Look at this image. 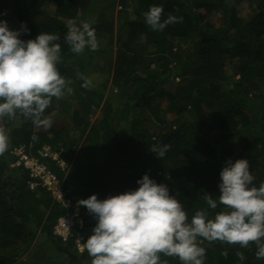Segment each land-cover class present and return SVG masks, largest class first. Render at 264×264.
<instances>
[{
  "label": "trees",
  "instance_id": "trees-1",
  "mask_svg": "<svg viewBox=\"0 0 264 264\" xmlns=\"http://www.w3.org/2000/svg\"><path fill=\"white\" fill-rule=\"evenodd\" d=\"M245 2L253 10L248 19L238 11ZM152 5H163L162 18L171 13L183 20L152 30L143 15ZM0 19L14 29L25 21L31 30L22 33L25 40L42 31L60 36L57 67L72 88L46 108L49 128L19 110L0 117L6 145L0 152V264L92 260L79 244L96 219L83 206V228L74 227L66 240L56 235L64 209L39 177L17 165L19 152L64 181L71 199L135 189L148 173L168 186L189 219L198 209L213 218L225 208H208L204 195L218 198L220 170L234 150L237 159L249 160L253 183L264 182V0H0ZM85 20L100 46L75 53L63 35ZM78 72L93 81L90 88L81 86ZM154 99L166 101L171 119L159 115ZM165 143L170 148L161 159L150 146ZM46 151L59 160L43 156ZM198 243L206 250L203 264H264L252 241L241 246L198 237ZM159 256L158 264H182Z\"/></svg>",
  "mask_w": 264,
  "mask_h": 264
},
{
  "label": "clouds",
  "instance_id": "clouds-1",
  "mask_svg": "<svg viewBox=\"0 0 264 264\" xmlns=\"http://www.w3.org/2000/svg\"><path fill=\"white\" fill-rule=\"evenodd\" d=\"M163 11V5H152L144 12L145 23L152 30L163 31L167 25L183 20L171 13L162 18ZM30 31L25 21L14 29L6 19H0V117H14L19 110L35 125L49 128L52 121L44 116L46 108L53 97L60 98L72 88L57 67L61 58V44L57 41L61 37L42 31L35 38L23 39L22 33ZM63 40L75 53L100 46L96 29L87 20L70 24ZM77 76L82 87L93 85L83 73L78 72ZM5 147L0 135V152ZM169 148L167 143L150 146L161 159ZM253 181L248 159L229 158L220 170L218 198L204 195L208 208L218 209L221 205L225 208L213 218H209L206 209H198L190 219L168 186L157 183L148 173L137 179V188L104 199H99L97 193L80 200L71 199L62 186L65 194L60 201L49 191L54 202L64 209L54 225V233L58 235L55 227L67 213L65 203L78 202L81 212L74 227L83 228L85 224L83 206L97 221L92 234L83 245L79 244L80 251L84 246L92 257L91 264H158L159 253L176 256L182 264H203L206 250L199 245L198 237L241 246L252 241L257 246L256 257L264 258V182L256 186ZM60 183L63 185L64 181Z\"/></svg>",
  "mask_w": 264,
  "mask_h": 264
},
{
  "label": "built area",
  "instance_id": "built-area-1",
  "mask_svg": "<svg viewBox=\"0 0 264 264\" xmlns=\"http://www.w3.org/2000/svg\"><path fill=\"white\" fill-rule=\"evenodd\" d=\"M18 155L19 161L17 165L23 164L25 168L30 169L35 177H39L43 181V187H45L48 191H51L53 196L60 201L65 193L59 178L49 172L46 166L39 164V162L35 159L29 158L23 154V152H19ZM48 155L52 156L55 160L58 159V154H50L47 151L43 154V156ZM61 165L65 166L63 162ZM65 207L67 208V213L59 220V223L55 227V232L66 240L68 239L70 231L74 227L75 223L79 221L81 208L78 202H66Z\"/></svg>",
  "mask_w": 264,
  "mask_h": 264
},
{
  "label": "rangeland",
  "instance_id": "rangeland-1",
  "mask_svg": "<svg viewBox=\"0 0 264 264\" xmlns=\"http://www.w3.org/2000/svg\"><path fill=\"white\" fill-rule=\"evenodd\" d=\"M238 11H239V14L242 15L246 19H248L250 17V15L253 13V10L251 9L250 4H248L247 2L241 3L239 5V7H238ZM114 14H115V17L117 18V15L119 14V11L116 9L114 11ZM217 16H219V15H217ZM215 19H217V18H215ZM82 22L83 21H81V23ZM9 26H11V25L9 24ZM104 63H105L104 59L100 60L99 67L103 69L104 66H105ZM229 73H231L230 69H229ZM68 95H69V92H67V94H65L64 97L68 98ZM153 102L157 105L158 113H159L160 116H164V117H166L168 119H171V116L166 113V108H165L166 107V101L160 100V99H154ZM77 105H78L77 108L80 109L81 108L80 104L78 103ZM73 107H74V104H73ZM73 107L72 106L69 107L68 110H66V112L71 114ZM97 116H98V111H93L91 116H90V120H91L92 123L96 122ZM237 155H238L237 150H234L231 153V155L229 156V158H231L233 161H235L237 159ZM48 246H50V244Z\"/></svg>",
  "mask_w": 264,
  "mask_h": 264
}]
</instances>
